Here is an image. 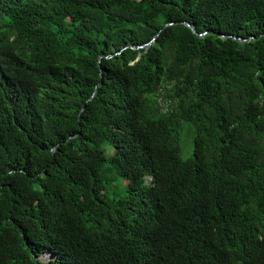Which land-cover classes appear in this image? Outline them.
<instances>
[{
	"label": "trees",
	"instance_id": "obj_1",
	"mask_svg": "<svg viewBox=\"0 0 264 264\" xmlns=\"http://www.w3.org/2000/svg\"><path fill=\"white\" fill-rule=\"evenodd\" d=\"M0 264H264V0H0Z\"/></svg>",
	"mask_w": 264,
	"mask_h": 264
},
{
	"label": "rangeland",
	"instance_id": "obj_2",
	"mask_svg": "<svg viewBox=\"0 0 264 264\" xmlns=\"http://www.w3.org/2000/svg\"><path fill=\"white\" fill-rule=\"evenodd\" d=\"M192 126L188 123H183L181 139H180V154L183 159H187L192 154V138H193Z\"/></svg>",
	"mask_w": 264,
	"mask_h": 264
},
{
	"label": "water",
	"instance_id": "obj_3",
	"mask_svg": "<svg viewBox=\"0 0 264 264\" xmlns=\"http://www.w3.org/2000/svg\"><path fill=\"white\" fill-rule=\"evenodd\" d=\"M168 24H170V23H166V25H168ZM185 25L188 26L192 30L193 33H196L195 28H194V26L192 24H190L189 22H185ZM204 34H205V32L201 33V34H198V35L203 36ZM222 36L226 37V35H222ZM232 38L235 39L236 41L240 42V43H243V42L246 41V39H241V38H238V37H232ZM154 40H155V37L152 40H150L148 43H145V44H142V45H137V46L130 45V47L131 48H142V47L146 48L151 43H153ZM50 257H51L50 252L49 253L46 252L45 254H43L40 257H38V259L47 260V259H50Z\"/></svg>",
	"mask_w": 264,
	"mask_h": 264
}]
</instances>
